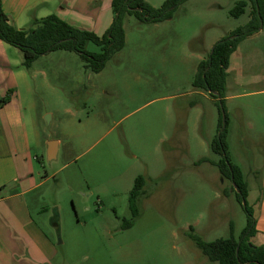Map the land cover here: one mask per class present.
I'll return each mask as SVG.
<instances>
[{"label": "rangeland", "instance_id": "obj_1", "mask_svg": "<svg viewBox=\"0 0 264 264\" xmlns=\"http://www.w3.org/2000/svg\"><path fill=\"white\" fill-rule=\"evenodd\" d=\"M236 1L185 0L156 23L125 14L124 47L99 72L67 50L41 55L26 70L27 83L17 89L42 179L28 203L67 263L218 264L185 233L192 226L212 241L232 229L238 238L246 224L231 180L215 165L222 155L210 146L222 112L226 153L247 183L245 201L255 218L264 217V55L257 39L230 55L223 109L192 86L199 47L210 51L229 28L248 21L251 5L229 15ZM85 48L99 50L92 42ZM14 50L13 64L21 66ZM13 93L5 90L2 99ZM49 140L57 141L51 160ZM137 175L147 177L146 195L133 217L128 197ZM124 220L132 225L123 228Z\"/></svg>", "mask_w": 264, "mask_h": 264}, {"label": "trees", "instance_id": "obj_2", "mask_svg": "<svg viewBox=\"0 0 264 264\" xmlns=\"http://www.w3.org/2000/svg\"><path fill=\"white\" fill-rule=\"evenodd\" d=\"M185 0H164L161 5L155 7L146 0H111V8L114 13L113 20L102 35L93 31L74 27L58 17L50 14L42 18H32L28 28H17L9 20L2 9L0 1V39L17 47L23 54L22 64L28 68L34 60L54 50H67L76 52L84 62V66L92 72L101 71L107 61L125 44V32L122 17L125 14L133 15L137 20L144 23H156L170 19L174 10ZM251 5L248 21L237 26L226 36L218 39L210 51L197 64V69L192 81L196 89H205L211 96L217 99L223 109V101L226 90L227 67L230 55L236 50L238 44L264 28V0H237L228 11L232 17H239L245 12L246 7ZM200 41V40H198ZM87 42H92L99 47L96 52L85 48ZM8 98L2 99L7 102ZM196 101L190 102L194 106ZM177 128H183V119L178 121ZM226 120L218 129L217 137L211 142V149L220 152L222 158L215 163L222 175L232 182L231 190L235 192L237 200L246 212V224L235 238L232 233L229 237H219L212 241L204 240L195 232L192 226L185 233L195 244L209 262L218 264H264V241L255 244L251 238L256 234L255 217L246 203L248 194L247 183L243 179L240 168L230 162L226 153L225 144ZM201 158L199 161H204ZM147 177L137 175L130 189L128 204L133 217L138 214L137 200L146 195L144 186ZM225 195L228 191L224 192ZM132 221L124 220L123 228L130 227Z\"/></svg>", "mask_w": 264, "mask_h": 264}, {"label": "crops", "instance_id": "obj_3", "mask_svg": "<svg viewBox=\"0 0 264 264\" xmlns=\"http://www.w3.org/2000/svg\"><path fill=\"white\" fill-rule=\"evenodd\" d=\"M0 1L3 11L17 28H28L32 18L55 14L74 27L102 35L114 17L111 0ZM146 1L157 7L164 0ZM236 27L229 28L227 33ZM248 39H257L263 56L264 28L242 40L238 46ZM13 47L0 39V264H70L59 257L53 238L33 217L28 203V197L35 195L42 179L33 169L29 122L25 120L18 89L20 84L27 83L26 70L32 68L35 60L26 68L22 64L23 54L16 47L21 53V66L14 65L10 54L18 52L13 51ZM208 51L203 45L199 47V61ZM10 88L14 90L11 99L2 102V95ZM37 144L35 141L34 145ZM263 203L262 200L261 208ZM37 212L42 215L44 210L40 208ZM260 214L255 218L256 234L251 238L253 243L255 239L259 240L257 245L264 241V217Z\"/></svg>", "mask_w": 264, "mask_h": 264}, {"label": "water", "instance_id": "obj_4", "mask_svg": "<svg viewBox=\"0 0 264 264\" xmlns=\"http://www.w3.org/2000/svg\"><path fill=\"white\" fill-rule=\"evenodd\" d=\"M222 119L223 124L225 120L224 112H222ZM57 152V141L56 140H49L47 142V148H46V156L48 160H51L55 158ZM242 205L244 206V201L242 200Z\"/></svg>", "mask_w": 264, "mask_h": 264}]
</instances>
